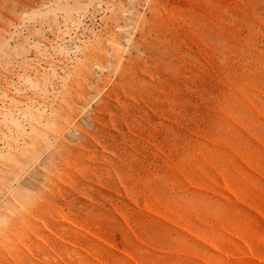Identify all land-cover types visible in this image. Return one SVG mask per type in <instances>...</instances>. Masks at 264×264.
<instances>
[{
	"label": "rangeland",
	"instance_id": "obj_1",
	"mask_svg": "<svg viewBox=\"0 0 264 264\" xmlns=\"http://www.w3.org/2000/svg\"><path fill=\"white\" fill-rule=\"evenodd\" d=\"M0 264H264V0H0Z\"/></svg>",
	"mask_w": 264,
	"mask_h": 264
}]
</instances>
